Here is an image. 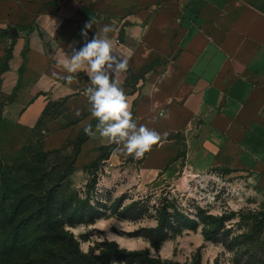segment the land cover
<instances>
[{
	"label": "crops",
	"instance_id": "0c3cea01",
	"mask_svg": "<svg viewBox=\"0 0 264 264\" xmlns=\"http://www.w3.org/2000/svg\"><path fill=\"white\" fill-rule=\"evenodd\" d=\"M1 30L9 31L0 37V67L7 63L0 75V143L8 155L41 117L49 149L97 119L90 66L68 71L57 49L70 58L87 42L107 39L117 53L130 54L118 74L115 62L105 66L136 125L129 132L145 126L160 137L140 157L126 152L127 137L120 139L106 159L113 170L137 185L182 170L241 172L264 194V0H0ZM51 101H63V113L43 115ZM104 126L99 121L82 144L77 165L87 163V150L94 158L97 148L115 142L101 135Z\"/></svg>",
	"mask_w": 264,
	"mask_h": 264
},
{
	"label": "rangeland",
	"instance_id": "374dc122",
	"mask_svg": "<svg viewBox=\"0 0 264 264\" xmlns=\"http://www.w3.org/2000/svg\"><path fill=\"white\" fill-rule=\"evenodd\" d=\"M56 113L63 111L57 108ZM96 121H99L98 117ZM49 134L48 126L40 124L32 130L24 143L37 152L41 149L46 152L45 161L38 160L34 163L37 170L35 180L26 177V169L17 158L22 147L10 156L0 143V160L11 178L19 172L17 180L12 182L22 187L21 195L28 206L32 208L41 197L39 194H45L51 186L61 184L60 191L58 190L61 202L85 199L88 196L92 205L105 212L92 223L59 226L53 235L47 237L39 231L22 234L18 246H0V264H92L91 260L99 263L105 260V253L109 252L108 241H114L119 248L127 250L146 249L151 256L178 261L180 264H190L198 253L202 264H258L256 257H248L245 252L252 248L251 245L256 240L261 243L264 239V194L257 190L247 174L214 170L203 175L202 182L195 183L191 178L196 172L182 170L173 176L137 185L133 176L130 178L121 175L118 168L113 170L107 164L106 146L97 148L99 154L94 158L91 149L87 150L84 159L87 163L77 165L80 152L74 163L76 139L73 138L62 147L55 148L58 150H53L45 146ZM100 154L104 158L93 163ZM38 158V154L34 152L26 156L30 160ZM94 175L97 179L96 184L92 185ZM183 177L186 179L183 180ZM3 181L5 176L0 174V185ZM122 197V207L139 201L142 209H136V212L140 214L133 213L132 217L121 218L117 215L119 212L111 211L109 207ZM164 199L173 200L185 213L197 220L199 225L196 229L183 228L179 234L172 235L158 247H154L146 237L134 233L157 224V209ZM4 202L5 210L1 217L5 219L12 213L9 200ZM199 208H203L201 214H197ZM210 214L229 217L217 241L206 240L203 234L205 222L211 221L207 218ZM56 218L61 220L60 216ZM34 242L40 244L36 249H33L36 247ZM253 248L251 252L256 250ZM83 255H87L90 261ZM110 264L129 263L113 260Z\"/></svg>",
	"mask_w": 264,
	"mask_h": 264
},
{
	"label": "trees",
	"instance_id": "16d2710c",
	"mask_svg": "<svg viewBox=\"0 0 264 264\" xmlns=\"http://www.w3.org/2000/svg\"><path fill=\"white\" fill-rule=\"evenodd\" d=\"M9 35L8 30H1L0 37ZM11 55V47L7 49L5 59L8 60ZM7 68V63L4 62L0 67V75ZM133 75V76H132ZM130 79L137 81L140 77L139 74H129ZM1 83V78H0ZM61 110L63 108V101H51L48 103L46 109L43 112V115L50 114L53 117H56L59 113H56V109ZM91 122L86 128L89 129V132H86L84 128L79 135L75 137L76 139V155L74 158V163L76 156L80 152L82 144L91 137L92 131L96 124L99 121ZM42 117L38 120L37 125L43 124ZM35 126V128H36ZM118 141L109 146H106L108 153L105 158H108L110 151L117 145ZM58 150V149H53ZM52 151V150H51ZM37 153L39 158L37 160L26 159L28 153ZM42 155V157H40ZM18 160L23 164L22 167L26 169L27 176L31 180H35L36 168L34 163L38 160L45 161L46 152L41 149L37 152L33 148H28V145L25 144L22 146L18 153ZM103 154L93 161V163L103 159ZM20 166V165H19ZM18 168V167H17ZM0 174L2 177L5 176V181L0 185V246L11 248V246H18L21 241L22 234H25L29 231H39L43 233L42 235L47 237L53 235L59 229V226L64 227L65 225H77L80 223H92L96 219L101 218L105 211H100V207L92 205L90 199L86 196L85 199H71L69 202L60 201L59 188L61 184L56 186H51L46 190L45 194L41 195L35 201V205L30 208L28 202L24 197H22V187H18L14 182L19 176L17 171L13 178L10 177L7 169L4 167L3 162L0 160ZM64 179V177H63ZM96 176H93V184H96ZM10 181V182H9ZM59 190V191H58ZM123 197L118 199L111 208V211L117 213L121 218H129L134 216L133 213L137 215L140 212H136V209L141 210V205L139 201H133L127 206L122 207ZM9 200L11 213L9 217L5 219L1 217L2 211L5 210V202ZM203 208H199L197 214H201ZM158 217L157 224L148 228H141L134 233V235H142L146 237L152 246L158 247L162 242L170 238L172 235L179 234L183 228H194L198 227V222L191 217L189 213H185L173 200L164 199L161 206L157 209ZM60 216V221L56 218ZM207 218L211 219L209 222H205L203 228V234L206 240L217 241L221 235V231L225 227V221L229 219L225 215L215 216L208 215ZM259 240H256L251 247L256 250L251 252L252 248L246 250L248 257H256L258 264H264V239L261 240V243H258ZM38 242H34L33 249H36L40 246L37 245ZM107 244L110 246L109 252L105 253V260L97 263L95 260H91L92 264H110L113 260L126 261L129 264H180L178 261H173L169 259H161L159 256H151L148 250H127L126 248H119L118 244L114 241H108ZM33 245V246H34ZM262 246V247H258ZM253 248V249H254ZM83 257L90 261L87 255ZM187 264V263H185ZM190 264H202L201 255L198 253L194 255Z\"/></svg>",
	"mask_w": 264,
	"mask_h": 264
},
{
	"label": "clouds",
	"instance_id": "9594fccd",
	"mask_svg": "<svg viewBox=\"0 0 264 264\" xmlns=\"http://www.w3.org/2000/svg\"><path fill=\"white\" fill-rule=\"evenodd\" d=\"M91 24L92 21L85 23L84 29L81 30L84 35H87L85 30L90 28ZM108 30V27L104 28L105 32ZM46 34L51 37L53 32L46 30ZM32 43L34 47H39L35 39ZM57 51L60 55L58 63L64 65L70 72L82 68L85 63L90 66L89 75L96 87L88 89L91 93L89 100L92 103V114L99 118L100 124L105 125L100 129L102 136L116 141L127 137L124 147L127 153L135 157L142 156L160 139L155 130L145 126L129 132V129H135L136 125L130 119L131 113L125 95L117 86L115 79L110 82L109 75L105 71V66L112 68L115 62V70L118 74L120 70L126 68L127 56L130 54L117 53L107 39H93L87 42L82 48L74 51L70 58L59 49ZM117 55L124 57L122 62H117ZM85 131L89 132V129L86 128Z\"/></svg>",
	"mask_w": 264,
	"mask_h": 264
},
{
	"label": "built area",
	"instance_id": "2783aa9c",
	"mask_svg": "<svg viewBox=\"0 0 264 264\" xmlns=\"http://www.w3.org/2000/svg\"><path fill=\"white\" fill-rule=\"evenodd\" d=\"M191 179L196 183V182H202L203 179H204V177H203L201 174H199V173H195V174L192 176ZM190 183H192V182H190Z\"/></svg>",
	"mask_w": 264,
	"mask_h": 264
},
{
	"label": "water",
	"instance_id": "95a60500",
	"mask_svg": "<svg viewBox=\"0 0 264 264\" xmlns=\"http://www.w3.org/2000/svg\"><path fill=\"white\" fill-rule=\"evenodd\" d=\"M17 30H16V28L15 27H13L12 28V33H11V35L13 36V37H15L16 35H17Z\"/></svg>",
	"mask_w": 264,
	"mask_h": 264
},
{
	"label": "bare ground",
	"instance_id": "6f19581e",
	"mask_svg": "<svg viewBox=\"0 0 264 264\" xmlns=\"http://www.w3.org/2000/svg\"><path fill=\"white\" fill-rule=\"evenodd\" d=\"M186 179L185 177H183V180Z\"/></svg>",
	"mask_w": 264,
	"mask_h": 264
}]
</instances>
